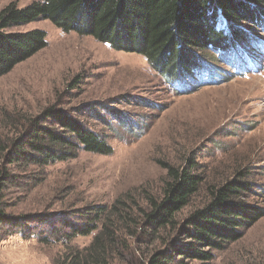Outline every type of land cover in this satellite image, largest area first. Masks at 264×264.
Returning a JSON list of instances; mask_svg holds the SVG:
<instances>
[{
  "label": "rangeland",
  "instance_id": "obj_1",
  "mask_svg": "<svg viewBox=\"0 0 264 264\" xmlns=\"http://www.w3.org/2000/svg\"><path fill=\"white\" fill-rule=\"evenodd\" d=\"M11 1L22 7L33 0H0V10ZM31 29L45 31L48 43L0 76V141L22 128L25 119L56 104L113 148L110 155L81 151L44 168H12L23 184L3 192L6 211L35 217L33 233L51 235L48 229H59L73 207L108 205L139 188L158 193L167 170L162 163H192L193 171L205 177L178 219L203 202L208 185L238 171L253 184L247 201L264 209V55L230 66L208 48L203 54L218 69L211 82L195 75L191 82L175 85L142 55L63 32L44 17L5 31ZM256 36L264 39V32ZM94 111L102 120L92 117ZM173 234L170 230L161 237ZM90 240V235H79L69 243H43L31 235L0 236V264H58L70 249ZM127 240L130 247L112 264H140L162 239L152 242L139 234ZM209 264H264V215L239 240L217 251Z\"/></svg>",
  "mask_w": 264,
  "mask_h": 264
},
{
  "label": "trees",
  "instance_id": "obj_2",
  "mask_svg": "<svg viewBox=\"0 0 264 264\" xmlns=\"http://www.w3.org/2000/svg\"><path fill=\"white\" fill-rule=\"evenodd\" d=\"M40 17L63 32L142 55L175 85L191 82L195 75L211 82L218 69L203 54L208 48L230 66L236 61L247 65L264 55V39L256 36L264 32V0H33L22 7L11 1L0 10V76L48 43L41 29H5ZM91 114L102 120L95 111ZM81 151L110 155L113 148L102 134L56 104L25 119L22 128L0 141V236L18 233L43 243H69L90 235L86 246L70 249L58 264H112L130 247L127 238L141 234L152 242L162 240L140 264H209L217 251L239 240L264 215L262 207L247 201L253 184L238 171L208 185L203 202L178 219L205 181L190 161L186 166L162 163L167 170L158 193L139 188L119 194L108 205L73 207L59 229H48L51 235L32 232L35 217L6 211L3 192L23 184L12 168H44L76 158ZM170 230L174 236L161 237Z\"/></svg>",
  "mask_w": 264,
  "mask_h": 264
}]
</instances>
